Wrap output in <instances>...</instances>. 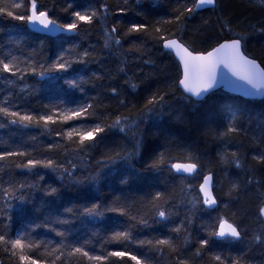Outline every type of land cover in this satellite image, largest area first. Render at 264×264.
Masks as SVG:
<instances>
[{
    "label": "trees",
    "instance_id": "16d2710c",
    "mask_svg": "<svg viewBox=\"0 0 264 264\" xmlns=\"http://www.w3.org/2000/svg\"><path fill=\"white\" fill-rule=\"evenodd\" d=\"M29 2L19 0L23 5L18 11L23 13ZM36 4L58 23L74 19L73 11L99 10L105 4L108 14L102 21L82 24L76 36L57 38L34 34L26 22L0 15V59L16 57L28 65H43L44 70L62 55L73 61L67 71L44 76L30 70L23 79L0 73V104L7 100L5 106L15 110L18 105V110L33 114L92 104L89 111L95 115L88 123H101L105 131L97 137L99 143L94 148L77 153L76 146L58 134L60 128L69 125H49L50 130L24 128L0 114V152L19 149L29 153V158L54 159L60 165L58 169L37 167L29 171L15 167V162L25 158L0 162V186H11L24 198L11 200L9 206L0 188V234L13 239L25 235L50 245L61 241L69 247L84 245L95 255L128 250L138 255L142 264H176L177 256L186 257L187 264H217L212 256L241 254L248 264H264V223L259 215L264 204V162L253 158L264 156V100H246L217 91L202 102L192 101L179 89L178 63L158 39L161 34L176 37L191 51L206 53L224 41L241 38L245 55L264 69V0H217L212 10L185 12L179 23L164 21L174 17L177 8L193 7L192 0H36ZM132 24L150 28L129 34ZM113 25L121 43L105 48L104 31ZM85 50L89 55L82 57ZM81 59L83 62H77ZM153 93L164 96V106L145 116L140 109ZM117 114L130 117L132 127L123 132L107 127ZM229 127L239 131L226 136ZM117 152L125 158L103 168L97 165L107 153ZM232 152L244 162L243 169L222 160L225 154L231 160ZM189 156L199 159V175L180 179L169 172L171 162H184ZM158 160L161 162L153 167ZM65 168L69 171H63ZM97 173L96 180L90 179ZM207 174L213 175L218 201L213 211L198 202V186ZM232 182L241 188L230 196ZM52 188L55 193H51ZM156 192L165 194L166 200L159 203L167 219L156 216L148 203ZM95 205H99V215H88L86 209ZM117 205L147 223L110 211ZM221 218L241 230V240L219 242L211 235ZM181 224V233L172 231ZM129 229L131 241L109 239L115 231ZM57 232H63L64 237ZM168 236L174 238L178 251H157L147 243H138ZM202 240H208L207 247H201ZM43 247L32 255L38 256ZM198 249L200 256L195 255ZM39 259L44 264L51 258ZM80 259L65 257L57 264H79ZM0 264H18V258L0 248ZM107 264L134 262L127 257L123 261L110 257Z\"/></svg>",
    "mask_w": 264,
    "mask_h": 264
},
{
    "label": "snow or ice",
    "instance_id": "6c2138e0",
    "mask_svg": "<svg viewBox=\"0 0 264 264\" xmlns=\"http://www.w3.org/2000/svg\"><path fill=\"white\" fill-rule=\"evenodd\" d=\"M127 0H125V3ZM193 7H185L183 9L177 8L176 15L169 20L164 21V23H179L185 12L191 13L196 9H201L204 7L212 6L214 7L217 0H192ZM22 7L19 0L11 3L9 0H0V15H6L14 20L26 22L33 26L39 25L41 29H58L69 35H78V29L82 24L91 25L95 21H102L108 14L107 5H102L101 9L88 10V11H73L71 16L74 18L68 23H58L56 20L49 17L47 11L38 10L36 0H30L29 7L24 10L23 13L18 11ZM71 7V4H69ZM123 11V9H121ZM160 23L159 21L157 22ZM150 25L144 24H132L128 33H144L148 32ZM157 32L160 31L159 28L156 29ZM117 27L113 25L110 29L104 31V47L110 48L113 44L120 45L121 41L116 35ZM161 40L162 46L174 52L178 57L180 64L182 65V78L179 79L178 84L182 86L185 93L190 94L191 97H195L197 100L203 99L208 93L215 90L221 84H231V81L227 79V75L230 73L232 77L237 81H241L243 85H247L250 91H246L245 94L249 96H264V69L252 59H249L241 50V38H236L230 42H225L219 47L215 48L213 51L207 52V54H194L190 51L188 47L184 45L178 38L172 37L168 38L164 35L158 37ZM71 51V50H70ZM89 52L85 50L81 56L87 57ZM73 61L70 59H65L62 55L55 64L51 65L47 70H44L43 65H28L27 62H18L16 57H11L8 60L0 59V73H10L12 76H17L18 79H23L24 74L27 71H32L34 74L44 76L47 72L57 71L64 72L67 71L71 66ZM77 62H83L79 60ZM24 64V67H21ZM37 67L40 71L37 73ZM120 71H124L123 68ZM75 87V85H72ZM135 88V85H133ZM112 93L116 94V89H112ZM164 96L158 93H153L146 99V103L140 112L143 115H148L149 113L159 112L163 108ZM8 101L5 100L3 104H0V114L4 117H10V123L13 125L19 124L24 128L28 127H43L46 130L49 125L67 124L69 127L60 128L58 134L65 138L71 144L75 145V151L77 153H86L99 143L97 137L105 131V126L101 123H88L90 117L94 116L95 113L90 112L92 109V104H85L83 106L77 107L75 109H64L63 111L57 112L55 109H49L43 114H33L31 112H24L19 109V106L13 107L5 106ZM123 104V101H121ZM142 118V117H141ZM77 123H72V122ZM83 121L84 123H80ZM133 121L130 117L115 115L113 121L107 127L118 128L121 132L125 131V128H131ZM2 127V125H0ZM239 130L235 127H229L228 132L225 133L227 136L229 133H237ZM52 147H55L53 145ZM29 153L23 150H10L0 152V162H7L12 157L25 158L19 162H15V167L26 169L31 171L37 167H44L49 169H58V165L54 159L39 160L35 158H29ZM132 154H129L131 156ZM124 159L125 157H120L117 152L107 153L104 161H97V165L102 168L107 166L108 163H115L116 160ZM254 159L264 162V156H254ZM162 160V154H161ZM225 163H231L237 169H243L245 167L244 162L238 156L236 152L231 153V160H229L228 155L225 154L222 157ZM161 161L158 160L154 162L153 167L157 166ZM199 159L189 156L184 162H171L169 166V172L179 174L178 178L186 179L187 177H192L194 175H199L198 173ZM63 171L68 172L67 168ZM251 171V170H249ZM70 174V173H69ZM187 174V177L184 175ZM99 176L97 173L96 177H91L90 179L96 180ZM43 177H41L42 179ZM63 179V177H61ZM202 183L199 184V193L202 194L198 197V202L213 208L217 205V199L213 194L214 184L213 177L211 174L202 176ZM248 183L251 184L252 180L249 179ZM23 187V185H21ZM2 194L6 197V203L11 206V200L22 201L23 196H17V189L13 187H2ZM241 185L238 182H232L229 188L228 195H232L234 192L238 191ZM56 189L52 188L51 193H55ZM162 200H166L165 194L163 192H156L154 196L150 198L148 203L154 207L155 215L167 219L166 212L163 208ZM195 203V201L193 202ZM99 205H95L91 208L86 209V213L91 216L99 215L97 209ZM110 211L119 212L120 215H129L125 207L117 205L110 209ZM259 215L264 217V204L259 208ZM132 220H137L138 223L146 224L147 221L144 219H138L136 216L129 215ZM60 223H66V221H60ZM184 225L181 224L178 227L172 229L173 232L179 234L181 233ZM58 236L64 237L63 232H57ZM211 235L220 238L221 240H241V230L234 224L229 222L227 219L221 218ZM177 236L175 239H178ZM109 239L116 243H122L125 241H131L132 235L131 230H121L115 231ZM256 241H260V237H255ZM140 245L147 243L157 251H163L165 248L173 252L178 251L175 240L173 237H163L156 240L139 241ZM187 243V240H185ZM44 245L43 251L39 252L38 256H33L37 250ZM201 247L208 246V240L200 241ZM0 248L4 252L10 253V256L18 258V264H41L39 257H49L51 259H45L44 264H57L58 261H62L63 258L77 257L82 258L79 260V264H84V261L90 262V264H107L110 257L117 258L123 261L125 257L128 260L134 262V264H142V260L138 255L132 254L128 250H112L107 253V255H95L90 254L84 245H72L68 246L63 241L59 245H50L43 241L33 240L25 235H19L16 238L6 237L5 234H0ZM195 255L200 256L201 252L198 249ZM211 259L217 264H248L243 254L237 256H230L223 258L220 255L212 256ZM176 264H187V258L177 256Z\"/></svg>",
    "mask_w": 264,
    "mask_h": 264
},
{
    "label": "water",
    "instance_id": "95a60500",
    "mask_svg": "<svg viewBox=\"0 0 264 264\" xmlns=\"http://www.w3.org/2000/svg\"><path fill=\"white\" fill-rule=\"evenodd\" d=\"M215 7H216V5H215L214 7H212V6H208V7H204V8H201V9H196L195 12H201V11H205V10H212V9H214ZM37 8H38V7H37ZM26 25H27V29H28L30 32H32V33H34V34H37V35H39V36H43V37L57 38V37H59V36H66V37H73V36H76V35H69V34H67V33H65V32H63V31H61V30L55 29V28H53V29H41V27H40L39 25H35V26H33V25H31V24H28V23H26ZM230 41H231V40H229V41H224V42H222L221 44H223V43H225V42H230ZM221 44H219V45L216 46L215 48L219 47ZM185 46H186V45H185ZM186 47H187V46H186ZM162 48H163V50H164L166 53L171 54V55L174 57V59L176 60V62L178 63V65H179V67H180V70H181V78H182V65L180 64L178 57L175 55L174 52H170L169 50L165 49L163 46H162ZM215 48H214V49H215ZM214 49H212L211 51H213ZM189 50H190V49H189ZM241 50H242V52L244 53L242 42H241ZM190 51H191V50H190ZM193 53H194V54H207V52H206V53H195V52H193ZM244 55H245V53H244ZM245 56H246V55H245ZM247 57H248V56H247ZM248 58H249V57H248ZM249 59H251V58H249ZM252 60H253V59H252ZM254 61H255V60H254ZM255 62L260 66L261 69H263V68L261 67V65H260L257 61H255ZM181 78H180V79H181ZM227 79H228L229 81H231V84H221L219 87H217V88H216L215 90H213L212 92L208 93V94H207L203 99H201V100H197L195 97H191L190 94L184 92L182 86H179V84H178V86H179L180 91L183 93V95H185L186 97H188L189 99H191V100L194 101V102H202V101H204L209 95H211L212 93H215V92H217V91H222V92H224V93H226V94L233 95V96H236V97H240V98H242V99H246V100H253V101H262V100H264V96H249V95H246L245 92H246V91H250V89L248 88V86H247V85H243L241 81H237V80H235V78L232 77L230 73L227 75ZM0 80H1V75H0ZM198 171H199V168H198ZM173 172H174V171H173ZM176 175L179 176V174H176ZM184 175L187 177V174H184ZM207 175H209V174H207ZM211 175H212V174H211ZM194 176H195V175H194ZM205 176H206V175H205ZM212 177H213V175H212ZM202 182H203V181H201V183H202ZM213 184H214V179H213ZM214 187H215V186H214ZM199 194H200V193H199ZM213 194H214V189H213ZM201 196H202V194H200V197H201ZM214 196H215V194H214ZM202 206H203L206 210H208V211H213V210H215V209L217 208V206H218V201H217V205H216L215 207H213V208H209L208 206L203 205V204H202ZM261 218H262V221H263V223H264V217H261ZM215 239H216L217 241H219V242H223V241H227V240H229V239L221 240L220 238H217V237H215ZM234 241H236V240H234Z\"/></svg>",
    "mask_w": 264,
    "mask_h": 264
},
{
    "label": "rangeland",
    "instance_id": "374dc122",
    "mask_svg": "<svg viewBox=\"0 0 264 264\" xmlns=\"http://www.w3.org/2000/svg\"><path fill=\"white\" fill-rule=\"evenodd\" d=\"M23 5V4H22ZM21 9V8H20Z\"/></svg>",
    "mask_w": 264,
    "mask_h": 264
}]
</instances>
